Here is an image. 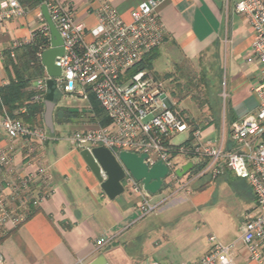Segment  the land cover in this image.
<instances>
[{"label": "built area", "instance_id": "2783aa9c", "mask_svg": "<svg viewBox=\"0 0 264 264\" xmlns=\"http://www.w3.org/2000/svg\"><path fill=\"white\" fill-rule=\"evenodd\" d=\"M158 4L159 0L144 1L131 10L129 20H124L111 2L100 0L96 10L97 23L88 28L75 18L73 0H43L36 9L38 26L31 31L26 43L34 42L38 35L52 39L45 8L62 38L64 52L55 61L61 68L59 76L51 77L45 73L34 81L33 101L46 100L50 78L54 79L55 91L65 95L89 103V94L93 93L110 123L73 130L67 140L78 150L91 151L94 147L104 146L117 158L122 150L139 155L145 153V162L149 166L163 161L169 168L162 187L165 190L171 187L178 190L184 186L179 184L182 178L177 170L186 163L181 156L188 158L190 154L202 155L206 160L197 177L206 173L216 177L228 170L245 179L255 205L243 214L240 241L254 260L264 263V0H239L236 4V11L248 19L253 30L246 60L259 67L261 83L254 88L258 100L255 112L232 124L231 148L211 140L203 143L199 129L193 131L194 138L188 146L191 126L167 105L163 82L149 69L136 68L149 53L161 47L167 36ZM30 10L21 0H0V28L12 19L26 16ZM21 44L17 42L16 46ZM51 46L52 42L49 48ZM44 51H38L40 59ZM182 134L185 138L175 142ZM1 136L7 142H2ZM49 139L46 129L30 125L7 111L0 113V228L7 230L10 225L12 228L21 225L31 207L40 202V183L48 180L44 164L27 174L14 172V143L21 141L33 151L35 143ZM101 174L105 180L106 172L101 170ZM123 184L133 192L150 194L127 170ZM50 192L48 188L44 189L43 196ZM159 205L146 198L140 209L147 215ZM108 241L101 237L96 244L103 246ZM208 241L210 251L188 264H234L235 243L225 244L213 234ZM3 262L4 256L0 252V264ZM142 264L173 263L152 261Z\"/></svg>", "mask_w": 264, "mask_h": 264}, {"label": "crops", "instance_id": "0c3cea01", "mask_svg": "<svg viewBox=\"0 0 264 264\" xmlns=\"http://www.w3.org/2000/svg\"><path fill=\"white\" fill-rule=\"evenodd\" d=\"M108 1L124 20H129L131 10L148 0ZM238 1L159 0L157 10L166 26L167 36L158 49L154 71H166L155 65L161 57L166 61L172 57L193 61L214 50L221 59L226 55L235 61L245 49L248 50L247 56L253 30L248 19L236 11ZM99 5L100 0H73L75 18L88 28L95 26ZM36 9L0 28V85L9 81L4 54L10 51L14 56V49L19 47L16 43L22 42L23 45L28 42L31 31L38 26ZM50 36L52 38L51 26ZM239 66L240 71L232 78L229 94L228 113L232 122L254 113L258 104L252 83L259 67L246 59H242ZM165 93L167 105L174 109L177 104L175 95L169 97L168 92ZM89 109L92 115L91 106ZM189 111L194 113V106ZM211 120L214 119L211 117ZM44 122L50 133L49 140L35 143L33 151L21 141L14 143V172L27 174L44 164L48 180L39 186L42 195L36 206L38 211L18 227L12 229L10 226L9 234L0 240L3 264H90L102 254L109 264L152 261L188 264L210 251L208 237L211 234L225 244L235 243L232 252L234 264H264L254 260L240 241L245 211L237 222L232 223L223 211L207 207L210 199L206 190L209 187L190 197L188 192H181L170 199L164 190L149 196L133 192L126 186L122 194L110 199L81 156L82 150L67 140L72 130L69 129L61 139L58 134L54 135V122L53 131ZM210 122L200 127L203 143L211 140L216 130L214 122ZM192 129L188 130V138L193 134ZM1 140L7 142L3 136ZM187 162L191 160L187 159ZM46 188L51 192L43 196ZM146 198L160 205L143 215L140 204ZM253 200L252 207L255 205L254 196ZM101 237L109 241L97 246L96 240Z\"/></svg>", "mask_w": 264, "mask_h": 264}, {"label": "rangeland", "instance_id": "374dc122", "mask_svg": "<svg viewBox=\"0 0 264 264\" xmlns=\"http://www.w3.org/2000/svg\"><path fill=\"white\" fill-rule=\"evenodd\" d=\"M247 51L246 49L242 51L239 60L235 59V61L232 60V57L226 55H223L221 59V56L217 55L214 50L204 53L200 58L193 61L177 60L172 57V59L176 60L174 63L172 59L166 61L161 57L155 62V65L162 67L166 71H163V73L156 71V73L154 67L150 71L163 82L164 91L168 92L169 97H171V94L175 95L177 104L173 108L180 117L187 120L188 124L193 128V131L200 130V127L206 122L211 121L212 117L214 119L212 121L216 127V130L211 135L212 142L218 145L224 143L227 148H231L232 142L230 135L234 121H231L228 113L229 94L231 92L232 78L240 71L239 64L242 59H246ZM166 74H171V76L168 77ZM254 75L252 84H254V87H257L261 83L260 69L255 71ZM189 80H192L193 84H191L189 90V95L191 96H189L188 101ZM205 97H207L208 104L202 106L201 102ZM55 103L57 105L55 104L53 110V122L56 125L54 135L58 134L61 139H64L63 137L66 136L69 129L73 131L99 126L91 120V115L89 114L90 104L88 102L65 95L56 90ZM188 105L190 109L194 106V113L189 111L190 109L188 110ZM64 107L78 111L80 115L73 121L66 119L63 122L56 121L54 118L55 110L62 111ZM22 120L25 121L24 119ZM35 126L46 129V131L48 130L45 123L42 122L35 124ZM47 133L50 134L49 131ZM185 136V134H182L176 137L175 142H180ZM190 155H188V158L181 156V159H190L191 162H203L205 160V157L202 155H195L193 158ZM198 172L189 170L188 173L182 176L179 184H183L184 186L181 189L177 190L175 187H171L166 190L164 188L160 192L164 190V194L172 199L181 192H188V197H190L209 187L206 190L210 199L207 207L216 208L217 211H223L224 215L232 223L237 222L241 214L253 206V193L245 179L236 177L229 173L230 171L228 170H225L216 177H213L209 173L197 177ZM176 188L178 187L176 186ZM154 195L149 194V196ZM10 231L11 229L6 230L0 228V239L9 234Z\"/></svg>", "mask_w": 264, "mask_h": 264}, {"label": "trees", "instance_id": "16d2710c", "mask_svg": "<svg viewBox=\"0 0 264 264\" xmlns=\"http://www.w3.org/2000/svg\"><path fill=\"white\" fill-rule=\"evenodd\" d=\"M42 1L43 0H21V2L30 9L37 8ZM51 42L50 38L38 35L34 42L16 47L14 49V56H11L10 51L5 52L4 65L9 81L6 84L0 85V113L7 111L11 116L22 118L26 123L31 125H35L40 122L45 123L44 114L46 110V102L33 101L36 91L31 88V85L34 80L45 74V66L42 62V58L40 59L37 56V53L42 49H48ZM158 55L159 50H153L144 58L142 62L137 65L136 68H147L149 70H153V63ZM166 76L169 77L171 74H166ZM191 84H193V81L189 80L188 93ZM89 104L91 106L92 114L90 117L94 123L98 125H107L110 123V118L107 116L105 110L93 93L89 94ZM205 104H208L207 97H205V99L201 102L202 106ZM22 108H25V111H21ZM60 111L61 110H55L54 112V118L59 122H63L65 119L73 121L80 115L78 111L65 107L64 110ZM192 140L193 134H190L188 138V146H190ZM190 157L193 158L195 155H190ZM205 163L206 160L203 162H193V168L191 170L200 171L204 167ZM37 211V207H31V211L27 215L26 220Z\"/></svg>", "mask_w": 264, "mask_h": 264}, {"label": "water", "instance_id": "95a60500", "mask_svg": "<svg viewBox=\"0 0 264 264\" xmlns=\"http://www.w3.org/2000/svg\"><path fill=\"white\" fill-rule=\"evenodd\" d=\"M47 20L52 29V46L45 50L42 55V62L47 73L51 77H56L61 74V68L55 64L56 57L64 52L62 46V38L54 26L52 20L45 8H43ZM49 91L46 94V112L45 121L47 127L53 131V110L55 107V87L54 79L50 78L47 82ZM81 156L84 161L100 182L102 190L110 199L116 198L125 190L123 179L126 175V170L138 182H141L145 191L150 194H157L163 187L164 178L168 175L169 168L161 160L157 161L152 166L145 162L147 155L137 154L135 152L122 150L118 158L108 148L104 146L94 147L91 151L83 149ZM193 168V162H187L182 168L177 170L179 177L184 176ZM101 170L105 171L107 178L104 180ZM90 264H109L106 257L102 254L95 258Z\"/></svg>", "mask_w": 264, "mask_h": 264}]
</instances>
